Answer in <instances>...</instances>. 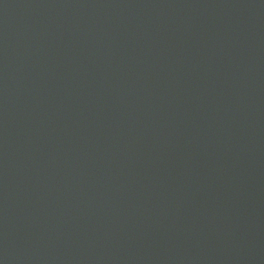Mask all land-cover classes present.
I'll use <instances>...</instances> for the list:
<instances>
[{"label":"water","instance_id":"95a60500","mask_svg":"<svg viewBox=\"0 0 264 264\" xmlns=\"http://www.w3.org/2000/svg\"><path fill=\"white\" fill-rule=\"evenodd\" d=\"M0 264H264V0H0Z\"/></svg>","mask_w":264,"mask_h":264}]
</instances>
